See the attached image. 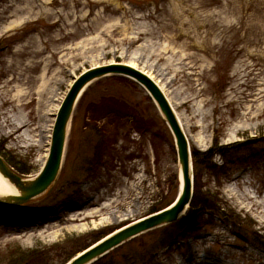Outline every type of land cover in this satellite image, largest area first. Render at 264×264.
I'll return each instance as SVG.
<instances>
[{
  "label": "rangeland",
  "instance_id": "1",
  "mask_svg": "<svg viewBox=\"0 0 264 264\" xmlns=\"http://www.w3.org/2000/svg\"><path fill=\"white\" fill-rule=\"evenodd\" d=\"M108 64L129 65L157 84L197 155L200 191L215 194L225 215L202 213L193 232L180 221L149 231L97 264H134L152 250L148 264H264V0H0V121L35 128L79 75ZM14 87L24 97L4 102ZM104 98L124 102L130 117L107 151L109 165L92 173L97 140L84 125L86 111ZM134 121L146 129L133 130ZM27 135L28 147L0 132V158L29 171L24 179L49 153L41 133ZM241 144L248 149L227 152ZM171 146L138 84L122 75L90 83L54 182L26 204H0V264L29 251L35 263L65 264L94 238L169 205L178 168ZM219 149L225 157L204 156ZM238 157L242 167L231 166ZM223 163L217 179L212 167Z\"/></svg>",
  "mask_w": 264,
  "mask_h": 264
},
{
  "label": "water",
  "instance_id": "2",
  "mask_svg": "<svg viewBox=\"0 0 264 264\" xmlns=\"http://www.w3.org/2000/svg\"><path fill=\"white\" fill-rule=\"evenodd\" d=\"M108 75H122L141 86L152 99L171 133L176 146L177 163L180 173L179 194L174 203L152 215L112 232L83 252L73 257L67 264H91L123 243L154 229L175 222L188 208L192 198L190 176L191 154L178 120L160 88L147 75L124 64H108L91 68L79 75L69 87L56 114L48 158L39 173L30 179H23L5 165L0 158V175L17 191V195L0 199V204L19 206L43 194L54 182L64 154L66 130L70 123L78 97L90 83Z\"/></svg>",
  "mask_w": 264,
  "mask_h": 264
},
{
  "label": "trees",
  "instance_id": "3",
  "mask_svg": "<svg viewBox=\"0 0 264 264\" xmlns=\"http://www.w3.org/2000/svg\"><path fill=\"white\" fill-rule=\"evenodd\" d=\"M128 107L122 101L116 100L114 98H104L98 101V104L88 105L86 111V123L84 124L87 129H89L92 134L95 136L97 143L95 145L96 155L93 157V172L98 173L100 167H107L109 165V159L107 155L108 149L114 147L115 142L114 138L117 135L120 127L123 126V121L125 119L129 120L130 114L128 113ZM102 120H105L103 124L98 125V123ZM143 122V121H142ZM141 121H134L131 125L133 130H137L138 132L144 131L146 125L142 124ZM167 130V129H166ZM168 132V131H167ZM170 136V135H169ZM171 138V137H170ZM248 147L241 144L240 149L233 148L228 153H242L243 151L247 150ZM171 151L174 155V147L171 146ZM241 151V152H240ZM264 153V150H263ZM213 154L219 155L221 158L225 157L224 152L222 150H212L206 153L204 156H213ZM254 154V153H253ZM113 161V160H112ZM111 161V162H112ZM110 162V163H111ZM192 162H193V196L190 203V207L186 212L185 216H183L180 220L182 222V229L184 232L188 231H195L197 228V219L201 217L202 213L204 212H211L218 216L225 215L224 213H219L218 206H222L220 200H218L215 194L209 192H201L200 187L198 185V175H197V155L193 151L192 153ZM231 166L236 165L242 167V162H240V158H236L234 161H231ZM7 165L11 167L18 175H29L30 172L27 170H23L22 168L18 167L15 163L7 162ZM90 165V166H91ZM225 163L220 166H213L211 173L217 179L220 178L221 175L225 174L226 168H224ZM176 190V176L172 181V187ZM223 209V207H221ZM157 210H152L150 213L156 212ZM228 223L231 224L232 216L228 214L226 218H224ZM192 221L191 225L188 221ZM172 225V224H171ZM181 229V230H182ZM97 241L100 238H94ZM177 241V240H176ZM175 241V242H176ZM156 252V250H152L148 254L144 256H137L133 258L134 264H148L151 260V256ZM36 253L34 251L29 252H21V255L14 259L13 262L9 264H42L41 261L38 259L37 262H34V258L36 257ZM104 258V257H103ZM101 258V259H103ZM101 259L96 261L93 264H97Z\"/></svg>",
  "mask_w": 264,
  "mask_h": 264
},
{
  "label": "bare ground",
  "instance_id": "4",
  "mask_svg": "<svg viewBox=\"0 0 264 264\" xmlns=\"http://www.w3.org/2000/svg\"><path fill=\"white\" fill-rule=\"evenodd\" d=\"M20 21L14 22L12 25L15 24H19ZM10 25V26H12ZM13 90H15V95H13V97H10L8 99L4 98L5 101L4 102H12L14 101L13 98L17 97H24V92L22 89L18 88H13ZM85 88H83V90L81 91L80 95L78 98H80L84 92ZM12 108V107H10ZM57 105L55 103L51 104H47L40 116H39V123L37 124V126L35 128H31L29 124L24 125L23 121H16V119H14V121H12L10 119V117L7 118H2V120L0 121V132L1 133H5L6 138L8 139H14V141H17L18 143H24L26 147L33 145L32 144V140L27 139L29 138V135H27V133H29L30 131H36V133L38 132L41 133L42 136L39 135V137H42V141L44 142V146H45V153L47 155L48 153V148H49V141H50V133H52V126H53V122H54V116H56L55 114L57 113ZM11 109H8V111ZM7 111V112H8ZM179 122V121H178ZM180 125V123H179ZM69 127H70V123L67 126V130H66V138L68 136V131H69ZM181 127V125H180ZM37 129V130H36ZM183 131V129H182ZM184 133V131H183ZM176 148V146H175ZM191 168H190V176H191ZM180 176V174H179ZM179 182H180V178H179ZM17 195V191L16 189L4 178L0 175V199H3L5 197L8 196H14ZM78 255V254H76ZM75 257V256H74Z\"/></svg>",
  "mask_w": 264,
  "mask_h": 264
}]
</instances>
